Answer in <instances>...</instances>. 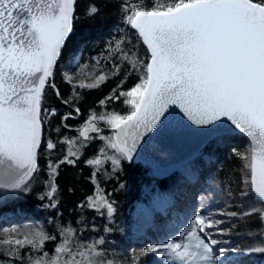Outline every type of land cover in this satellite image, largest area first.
Here are the masks:
<instances>
[{
  "label": "snow or ice",
  "instance_id": "snow-or-ice-1",
  "mask_svg": "<svg viewBox=\"0 0 264 264\" xmlns=\"http://www.w3.org/2000/svg\"><path fill=\"white\" fill-rule=\"evenodd\" d=\"M77 4L78 0H0V192L30 195L44 153L47 179L40 199L48 201L44 207L57 210L60 167L75 166L84 150L99 141L95 153L84 160L93 169L95 191L77 207L104 219L99 231L110 234L116 202L98 176H118L153 136L179 141L195 130L219 142L239 132L250 141L244 152L233 150L245 161L246 174L238 191L228 195L253 203L243 212L228 210L232 205H227L197 213L179 231V239L150 243L143 253L153 257L154 264H256V258L264 257V242L240 249L218 237L232 231L231 226L222 227L223 217L234 223L258 214L264 223V0H87L88 19L103 20L102 13L113 7L131 33L106 41V63L97 58L91 66L80 65V50L71 43L79 19ZM65 55L74 72L61 67ZM58 69L61 81L72 86L71 99L62 96L56 83ZM85 69L89 75L99 72L95 82L73 84L74 75ZM133 75L138 82L117 94ZM120 76L124 78L99 104L123 97L127 113L93 109L75 129L77 136L59 141L45 136L57 117L59 135L60 128L71 130L68 120L81 115L78 104L64 113L56 106L45 107L49 89L61 106H69L80 100L77 89H95ZM57 143L67 148L53 160ZM0 219L7 220L6 214ZM94 220H79V230L58 224L59 239L36 226L0 228L23 237L0 240V264H25L26 257L30 264H123L112 255L105 235L83 238L85 231L97 233ZM48 242L55 245L51 253L45 249Z\"/></svg>",
  "mask_w": 264,
  "mask_h": 264
},
{
  "label": "trees",
  "instance_id": "trees-1",
  "mask_svg": "<svg viewBox=\"0 0 264 264\" xmlns=\"http://www.w3.org/2000/svg\"><path fill=\"white\" fill-rule=\"evenodd\" d=\"M86 3L87 0H78L77 14L79 19L75 22V33L71 43L74 50H80L79 63L81 66L85 63L91 66V63L97 58L104 64L106 63L104 57L107 56L106 41L119 38L124 34L131 35V33L127 32L126 26L122 25L120 17L113 7H109L102 13L103 20L99 18L88 19L84 15ZM120 29H124V31H120ZM67 60L68 56L65 55L61 60V67L68 69ZM68 70L75 71L73 69ZM88 71V69H85L79 75H74V77H95L99 74L97 71L89 75L87 74ZM123 78V76L110 77L107 82L91 90L77 89L80 100L78 102L74 101L69 106H61L60 101L55 98L49 89L44 103L45 107L56 106L61 113H64L72 111V108L78 104L81 115L76 117L80 119L79 123L75 119L68 120L67 123L71 130L60 128L59 135H57L55 130L56 125L59 123V117H57L51 126L46 127L45 136L50 135L55 141H59L64 136L70 138L77 136V132L73 128L80 126L88 118L90 110L93 109L97 113L102 111L127 113L129 108L123 103V97L119 101H108L103 107L99 104V101L112 93V90L116 88L119 81ZM127 80L128 82L124 83L122 89H117V94L120 90L129 89L135 82L134 76L128 77ZM56 83L60 88L62 96L65 99H71L73 96L72 86L61 81L59 69ZM49 128H51V131ZM105 134L108 133L105 132ZM248 145L249 141L237 133L223 141H210L184 167L189 171L187 175L183 171H178L170 177L158 180L149 174L148 168L140 164H129L127 162L123 165V172L119 173L118 176H113L109 179L106 175L101 174L97 177L100 186L111 193V199L116 202L115 207L117 211L111 224L113 232L110 234L99 231L106 223L104 219L98 217L92 211L84 212L77 207L78 204L95 191L90 179L93 169L86 165L84 160L90 158L95 153L97 147L100 146V142L96 141L85 149L83 157L75 166L62 165L60 167L59 176L56 179L58 185L56 199L59 202L57 210L44 207L48 201H41L40 199V196L45 193L44 181L47 179V157L42 153L40 159L42 171L32 182L31 194L25 197L16 196L10 200L6 199V203H0V216H4L5 214L16 216L20 214L22 217L16 222H10L9 225L5 222L6 220L0 219V222H5L4 226H8L9 228L17 227L23 229L25 226L40 227L50 234L57 235L59 239L58 224H70L73 228L79 230L77 223L79 220L87 217L91 221L95 217L94 223L98 231L96 234L88 231L83 232L82 236L84 239H95L96 235L103 234L108 239L109 246L113 249L112 255L119 258L123 264H154V258L145 256L143 249L146 245L159 243L162 239L150 232L146 234L147 240L150 242L146 241L142 248L138 247L142 238L133 232L134 227H139L138 220L135 217L137 209L147 208L149 213L152 212L155 217L153 218L154 223L155 225L158 224L159 229L172 226L173 232L178 231L175 234L169 232L170 234L172 233L170 239L179 238V231H183L189 224L188 222L185 227L184 219L191 218L190 216L195 212H215L217 209L225 208L227 205H232L228 210L245 211L253 203L250 198L241 199L236 195L229 196L228 193L233 192L235 194L238 191V177L243 172L242 169H244L245 164L244 160L234 155L233 150L244 152ZM66 148L67 145L57 143V149L52 153L53 160L59 158ZM121 182L125 183L124 188H120ZM151 182H153V185H150ZM147 186L150 187L149 194L143 192V187ZM166 197L168 205L174 208L172 211H174L175 222L180 225L179 228L168 223L152 206L153 199L158 200ZM197 205H200L198 210H196ZM223 219L225 223L222 227H232L229 235L218 237L223 239L226 244L246 249L256 243L264 242V223L260 221L258 214L243 216L236 219L234 223L228 217H223ZM54 246L53 242H48L45 249L51 253ZM0 259H4L2 248H0ZM261 261H264V257L256 258V264H260ZM25 264H30L27 257L25 258Z\"/></svg>",
  "mask_w": 264,
  "mask_h": 264
},
{
  "label": "water",
  "instance_id": "water-1",
  "mask_svg": "<svg viewBox=\"0 0 264 264\" xmlns=\"http://www.w3.org/2000/svg\"><path fill=\"white\" fill-rule=\"evenodd\" d=\"M237 134L249 141L245 135L239 132ZM209 142L197 135L195 130L179 141L170 137L153 136L142 146L135 162L129 164H140L149 169L153 178L165 179L191 162Z\"/></svg>",
  "mask_w": 264,
  "mask_h": 264
},
{
  "label": "rangeland",
  "instance_id": "rangeland-1",
  "mask_svg": "<svg viewBox=\"0 0 264 264\" xmlns=\"http://www.w3.org/2000/svg\"><path fill=\"white\" fill-rule=\"evenodd\" d=\"M134 76V78H135V82H134V84L136 83V82H138V78L135 76V75H133ZM95 79H96V76L95 77H86V78H79V77H73V84H79L80 82H84L85 84H92V83H94L95 82ZM126 82H128V80L126 81ZM134 84L132 85V86H134ZM131 86V87H132ZM130 87V88H131ZM129 88V89H130ZM128 90V89H127ZM128 107V106H127ZM105 135H107V134H105ZM184 167H186V166H184ZM180 171H185V174H188L189 173V171H188V169H186V168H184L183 170L181 169ZM245 174H246V171H243L240 175H239V177H238V183L240 184V182L244 179V177H245ZM150 185H153V182H151L150 183ZM143 192L145 193V194H149L150 193V187L149 186H147V187H143ZM13 197H16V196H14L12 193H3V192H0V203L1 202H3V200L4 199H8V200H10L11 198H13ZM162 198H160V199H158V200H154L153 199V201H152V206H153V208L157 211V213H159L160 215H162V216H165V217H167L168 219H167V221H168V223H170V224H172L174 227H177V228H179L180 227V225L179 224H177V223H175V218H174V216H173V214H172V207L171 206H169L168 205V199H167V197L166 198H163L162 200H161ZM198 207L196 208V210H198V208H199V206L200 205H197ZM169 209V210H168ZM197 212H195V213H193L190 217L191 218H185L184 219V221H185V224H184V226L186 227V224L194 217V215L196 214ZM135 217H136V219L138 220V223H139V227H134V229H133V232H134V234H136V235H139L140 237H144V235H143V232H144V234L145 233H147V231L148 232H152V231H154V229H156L157 231H158V234L160 235V237H162L161 239H162V241L163 240H166V239H170V237H172L171 236V234L169 233V232H173L172 230L173 229H171L172 228V226H169V227H167V228H165V229H159V228H157L158 227V224L157 225H155V223H154V219L153 218H155L154 217V215H153V213L151 212V213H149L148 212V210H147V208H138L137 209V211H136V213H135ZM14 220L15 219H12V220H9V221H5L6 223H8V225L10 224V222H14ZM5 222H0V228H5V227H7V228H9L8 226H4L5 225ZM188 227V226H187ZM169 229V230H168ZM155 230V231H156ZM166 232L168 233L167 235H166ZM178 231H176V232H173L174 234L175 233H177ZM170 234V235H169ZM169 236V237H168ZM9 237H11V238H13V239H16V238H23L22 237V235L21 236H17L16 234H14V233H11V232H0V240H3V239H5V238H9ZM179 239V238H178ZM134 240H139V239H134ZM147 240H145V239H142V240H140V244H139V248H142L143 247V245H145L144 243L146 242ZM149 241V240H148ZM147 241V242H148ZM150 242V241H149Z\"/></svg>",
  "mask_w": 264,
  "mask_h": 264
},
{
  "label": "bare ground",
  "instance_id": "bare-ground-1",
  "mask_svg": "<svg viewBox=\"0 0 264 264\" xmlns=\"http://www.w3.org/2000/svg\"><path fill=\"white\" fill-rule=\"evenodd\" d=\"M184 168V167H183ZM182 168V169H183ZM7 216V220L6 221H9V220H12V219H15L14 222L18 221V219H20V217H18V215L16 216H9L8 214H6ZM8 224V223H7ZM1 239V238H0Z\"/></svg>",
  "mask_w": 264,
  "mask_h": 264
},
{
  "label": "flooded vegetation",
  "instance_id": "flooded-vegetation-1",
  "mask_svg": "<svg viewBox=\"0 0 264 264\" xmlns=\"http://www.w3.org/2000/svg\"><path fill=\"white\" fill-rule=\"evenodd\" d=\"M75 120H76V122H78V123L80 122V119H79V118H76ZM83 122H84V121H83ZM83 122H82L81 124H83ZM77 128H79V126L73 128V130H75V129H77Z\"/></svg>",
  "mask_w": 264,
  "mask_h": 264
}]
</instances>
